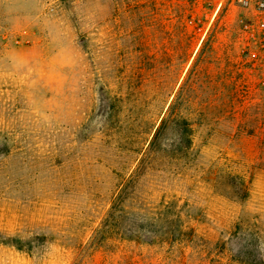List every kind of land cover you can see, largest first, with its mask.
I'll return each instance as SVG.
<instances>
[{
	"label": "rangeland",
	"instance_id": "obj_1",
	"mask_svg": "<svg viewBox=\"0 0 264 264\" xmlns=\"http://www.w3.org/2000/svg\"><path fill=\"white\" fill-rule=\"evenodd\" d=\"M0 264H264V0H0Z\"/></svg>",
	"mask_w": 264,
	"mask_h": 264
},
{
	"label": "trees",
	"instance_id": "obj_2",
	"mask_svg": "<svg viewBox=\"0 0 264 264\" xmlns=\"http://www.w3.org/2000/svg\"><path fill=\"white\" fill-rule=\"evenodd\" d=\"M182 88L183 87H180L174 98L171 100L164 116L155 128L146 149L133 170L132 177L121 187L119 194L114 199L113 202L116 203L113 204L108 213V220L113 221L118 218L117 214L120 212V202L128 201L132 182L143 174L155 158L163 156L167 157L170 161H177L192 156L191 123L187 118L182 116L178 110V106L182 103L178 102L181 98ZM225 183L226 185L231 186L230 183ZM107 222V220L104 222L103 227L106 226ZM94 241H98L97 238L94 239Z\"/></svg>",
	"mask_w": 264,
	"mask_h": 264
}]
</instances>
